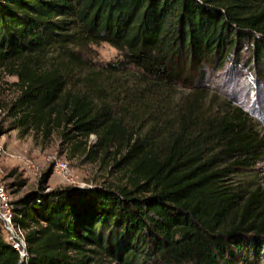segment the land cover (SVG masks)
Wrapping results in <instances>:
<instances>
[{
  "label": "trees",
  "instance_id": "trees-1",
  "mask_svg": "<svg viewBox=\"0 0 264 264\" xmlns=\"http://www.w3.org/2000/svg\"><path fill=\"white\" fill-rule=\"evenodd\" d=\"M103 42L121 58L97 68ZM244 49L264 78V0H0L13 128L122 173L50 190L45 173L14 201L29 258L0 227V264H264V191L234 180L264 135L210 79Z\"/></svg>",
  "mask_w": 264,
  "mask_h": 264
},
{
  "label": "rangeland",
  "instance_id": "rangeland-1",
  "mask_svg": "<svg viewBox=\"0 0 264 264\" xmlns=\"http://www.w3.org/2000/svg\"><path fill=\"white\" fill-rule=\"evenodd\" d=\"M112 48L109 43L103 42L91 45L84 55L98 68L121 58L115 48L119 55L111 61L106 59L112 55ZM241 54L242 63H235L233 57L224 69L211 72L213 91L222 103L229 100L246 111L255 127L264 135V78L256 80L254 70L246 63L250 54L246 49ZM17 80V76L0 69V127L4 128L0 132V145L5 151L0 157V180L15 199L36 189L43 175L49 171L51 174L46 180L49 189L70 185L65 176L55 171L58 160L69 164V175L78 181L77 184L84 186L122 182V173L111 172L112 162L105 164L87 160L82 149L74 150L72 143L63 137L61 131L56 130L46 136L44 132L31 130L26 133L20 128H13V117L9 110L19 95ZM95 140V136L90 137L91 143ZM33 162L39 165L38 172L28 168L29 163ZM234 180L251 190L260 187L264 191V155L256 165L236 174ZM19 181H23V184L17 185Z\"/></svg>",
  "mask_w": 264,
  "mask_h": 264
},
{
  "label": "built area",
  "instance_id": "built-area-1",
  "mask_svg": "<svg viewBox=\"0 0 264 264\" xmlns=\"http://www.w3.org/2000/svg\"><path fill=\"white\" fill-rule=\"evenodd\" d=\"M94 137L95 135H91ZM5 153L4 148L0 145V157ZM28 168L32 172H38L39 165L35 162L29 163ZM55 171L66 177L69 184H77V180L69 175V164L64 160H58L55 164ZM80 185V184H77ZM83 186V185H80ZM47 190H50L47 188ZM15 198L8 190L7 186L0 180V227L2 234L11 242L19 251L22 260H28L29 253L27 250L26 231L17 222Z\"/></svg>",
  "mask_w": 264,
  "mask_h": 264
},
{
  "label": "clouds",
  "instance_id": "clouds-1",
  "mask_svg": "<svg viewBox=\"0 0 264 264\" xmlns=\"http://www.w3.org/2000/svg\"><path fill=\"white\" fill-rule=\"evenodd\" d=\"M111 53L112 55L106 58L108 61L115 59L116 56L119 55L118 51L115 48L111 49Z\"/></svg>",
  "mask_w": 264,
  "mask_h": 264
}]
</instances>
